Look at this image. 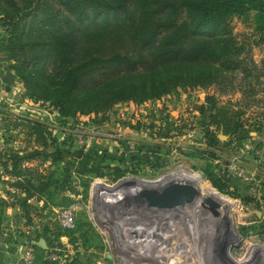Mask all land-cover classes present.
Returning <instances> with one entry per match:
<instances>
[{
	"label": "rangeland",
	"instance_id": "1",
	"mask_svg": "<svg viewBox=\"0 0 264 264\" xmlns=\"http://www.w3.org/2000/svg\"><path fill=\"white\" fill-rule=\"evenodd\" d=\"M231 24L233 34L242 44L243 56L253 63L247 61L248 65L244 63L241 70L222 72L206 87L179 88L159 99L171 104L185 102L199 111V118L209 116L210 122L215 112L212 108H220L230 121L236 120L235 133L226 135L214 124L215 130L209 128L206 144L194 141L193 134L182 140L191 145V151L176 152L175 156L182 161L183 168L202 172L213 186L224 182L218 189L225 196H220L225 204L222 226L226 227L228 240H235V246L227 248L236 258H231V262L262 264L264 7L248 5V10L234 16ZM5 36V27L0 23V244L5 246V250H0V264L20 262L26 247L33 250V264H124L117 256L116 243L107 245L90 219V189L93 184L112 187L154 169L114 168L115 164H122L121 157H102L96 148L90 151L93 155L82 157L63 144L62 135L66 141L71 139L78 124H94L106 131L115 127V121L102 125L105 115L62 116L49 101L30 96L12 67L17 63L8 58L10 52L2 42ZM246 66L248 71H242ZM6 72L14 76L9 90L1 80ZM173 164L176 166L177 162ZM25 180L34 186L45 184L44 191L27 196L17 188ZM206 193L221 202L219 195L209 188ZM63 208L74 213L75 230L65 229L59 223L58 214ZM253 210H260L262 216L257 217ZM62 236H68L67 247L62 244Z\"/></svg>",
	"mask_w": 264,
	"mask_h": 264
},
{
	"label": "trees",
	"instance_id": "2",
	"mask_svg": "<svg viewBox=\"0 0 264 264\" xmlns=\"http://www.w3.org/2000/svg\"><path fill=\"white\" fill-rule=\"evenodd\" d=\"M252 3L264 7V0H0L2 42L30 96L62 116L101 114L203 88L252 64L231 24ZM211 110L213 125L235 133L234 118ZM17 188L37 195L45 184Z\"/></svg>",
	"mask_w": 264,
	"mask_h": 264
},
{
	"label": "built area",
	"instance_id": "3",
	"mask_svg": "<svg viewBox=\"0 0 264 264\" xmlns=\"http://www.w3.org/2000/svg\"><path fill=\"white\" fill-rule=\"evenodd\" d=\"M199 114L185 102L171 104L159 98L120 102L105 113L84 115H105L102 125L114 120L115 127L102 131L94 124H78L71 139L66 141L62 135V143L78 156L93 155L90 151L96 148L102 157H121L122 164L114 168L154 169L112 187L93 184L90 189V219L107 245L116 243L117 256L124 264H234L230 259L235 256L227 248L235 246V240H228L226 227L222 226L225 204L207 194L206 189L219 196L224 194L202 172L183 168L175 156L176 152L192 149L182 143L183 139L195 134L194 141L206 144L209 128L215 130L209 116L199 118ZM173 185L191 192L172 204H161L157 198L162 199L164 190ZM58 220L63 228L76 229L71 209L63 208ZM62 238L67 247L68 236ZM16 264H33L32 248L26 247Z\"/></svg>",
	"mask_w": 264,
	"mask_h": 264
},
{
	"label": "water",
	"instance_id": "4",
	"mask_svg": "<svg viewBox=\"0 0 264 264\" xmlns=\"http://www.w3.org/2000/svg\"><path fill=\"white\" fill-rule=\"evenodd\" d=\"M1 80L5 84V89L9 90L10 85L14 82V76L10 72H6L1 77ZM176 188H178V186L176 185L167 187L162 193V199L159 197L157 199L162 202L161 204L169 205L182 199L184 196L189 195V193L191 192V190L187 187H182L180 190ZM253 211L257 215V217L262 216V212L260 210ZM0 250H5V246L3 244H0Z\"/></svg>",
	"mask_w": 264,
	"mask_h": 264
},
{
	"label": "bare ground",
	"instance_id": "5",
	"mask_svg": "<svg viewBox=\"0 0 264 264\" xmlns=\"http://www.w3.org/2000/svg\"><path fill=\"white\" fill-rule=\"evenodd\" d=\"M212 192H213V191H212ZM216 195H217V194H216ZM218 198L221 199V202H223V200H222V198H221L220 196H218ZM219 201H220V200H219ZM123 237H124V238H127V236H123ZM263 259H264V257H261V258H260V260H263ZM260 260H259V261H260ZM263 263H264V260H263L262 264H263Z\"/></svg>",
	"mask_w": 264,
	"mask_h": 264
},
{
	"label": "flooded vegetation",
	"instance_id": "6",
	"mask_svg": "<svg viewBox=\"0 0 264 264\" xmlns=\"http://www.w3.org/2000/svg\"><path fill=\"white\" fill-rule=\"evenodd\" d=\"M257 216V215H256Z\"/></svg>",
	"mask_w": 264,
	"mask_h": 264
}]
</instances>
